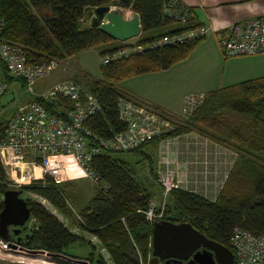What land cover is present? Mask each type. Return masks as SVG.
<instances>
[{
	"label": "trees",
	"instance_id": "1",
	"mask_svg": "<svg viewBox=\"0 0 264 264\" xmlns=\"http://www.w3.org/2000/svg\"><path fill=\"white\" fill-rule=\"evenodd\" d=\"M168 1L0 0V18L5 23L1 36L22 46L31 64L50 60L59 63L90 49H98L101 57H107L99 67L101 79L84 78L86 85L82 88L95 97L101 108L85 123L86 128L98 137L108 139L124 130L118 118V102L125 96L114 88V83L169 69L187 58L203 40L147 47L198 25L193 19L182 25L165 16L164 6ZM100 6H115L139 16L141 34L134 43L121 42V46L102 50L103 46L116 40L97 28H91L90 24L85 26L87 13ZM166 26H172V29L165 30ZM138 46L144 49L115 57L123 50ZM1 74V79L7 82L13 78L4 70ZM4 80L0 83H5ZM35 102L56 117H64L71 108L70 102L62 97L49 102L35 99ZM9 117L0 122V140L4 137ZM192 131H198L231 149L237 158L216 200L182 189L174 190L167 197L163 219L175 224L189 223L207 239L232 251L229 242L234 228L264 235V77L206 94L204 103L186 124H177L173 132L154 138L128 153H141L147 145L157 148L164 140ZM116 154L109 152L93 158L91 167L100 176L99 189L78 212L73 211L65 197L66 182L56 185L45 176L23 186V194L36 195L53 209L45 201L25 199L30 218L34 219L33 228L24 225L21 233L13 236L12 242L25 251L65 255L89 264H105L89 242L71 233L53 215L56 210L71 226L95 236L114 264H140V261L147 264L151 253L152 224L142 211L161 197L158 173L153 169L152 157L145 155L152 176L150 182L157 188L155 193L140 183L129 163L117 158ZM8 190V178L0 163V196ZM3 206L0 200V212ZM76 243L90 248V252L81 257L72 256L68 251ZM54 259L63 264H76Z\"/></svg>",
	"mask_w": 264,
	"mask_h": 264
},
{
	"label": "built area",
	"instance_id": "2",
	"mask_svg": "<svg viewBox=\"0 0 264 264\" xmlns=\"http://www.w3.org/2000/svg\"><path fill=\"white\" fill-rule=\"evenodd\" d=\"M164 14L182 25L190 23L193 19L191 9L181 0H169L164 6ZM4 28L5 23L0 18V73L4 70L11 77L22 80L25 91L33 96L27 106L18 109L9 117L4 137L0 140V161L8 168V174L14 180L13 190H21L23 186L45 176L51 178L56 185L74 181L81 176L98 184L100 176L91 167L94 157L109 152L136 151L150 140L173 132L177 124H184L205 101L206 94H186L180 117L172 118L144 107L130 98H121L118 102V118L124 125V130L113 134L111 138H100L85 126L91 116L101 111L95 97L85 92L74 81L60 82L36 94V82L54 70L58 62L50 60L42 64H31L22 46L1 36ZM212 31L214 30L211 26L197 25L147 47L155 48L204 39ZM215 34L225 59L264 53V15L247 22H236L228 31H218ZM143 49L144 47L138 46L123 50L115 57ZM5 89L6 84L0 83V96ZM57 97L70 102L71 108L65 112L64 117L49 115L41 104L35 102V99L49 102ZM163 164L165 168L157 177L161 197L158 201L150 202L148 208L142 211L145 219L151 224L164 220L168 195L180 189L167 160ZM103 189L105 190L106 186ZM200 196L206 198V195ZM29 221V228L32 229L34 219L30 218ZM90 241L93 244L99 242L95 236ZM229 245L234 255V264H264V235H254L236 227L231 233ZM97 251L103 254L105 264H114L103 247H98ZM21 252L27 255L29 262L33 264H63L44 254L32 255L19 247L12 249L8 242L0 238L2 256L13 259L12 255ZM35 255L39 258H35ZM140 264L143 263L140 261Z\"/></svg>",
	"mask_w": 264,
	"mask_h": 264
},
{
	"label": "crops",
	"instance_id": "3",
	"mask_svg": "<svg viewBox=\"0 0 264 264\" xmlns=\"http://www.w3.org/2000/svg\"><path fill=\"white\" fill-rule=\"evenodd\" d=\"M181 1L191 9L192 21L196 25L211 26L215 32H209L187 58L169 69L126 78L114 83V88L125 97L172 118L180 117L183 98L186 94H208L264 77V53L225 59L215 34L218 31H228L229 27L236 22L243 23L264 15V0ZM88 25L87 21L85 26ZM170 29L172 26L165 27V30ZM107 59L104 57V61ZM83 73L84 78L92 79L89 74L84 71ZM14 81H18L19 86L22 87V81L17 78L3 82L8 85V83L13 84ZM40 81L41 79L34 86L36 94L60 83L53 82L48 87L39 88L37 91L36 86ZM32 100L33 96L22 107L27 106ZM143 149L151 150V157L156 155L153 165L156 173L164 170L163 162L167 160L176 181L179 182L180 189L193 194L206 195V199L211 201L216 200L237 158L234 151L198 131L164 140L157 148L147 145ZM71 184L72 182H66L65 188L68 189ZM72 209L74 212L80 210ZM55 213L53 215L71 233L85 241L89 240L79 234L83 231L73 226L69 229V221L56 210Z\"/></svg>",
	"mask_w": 264,
	"mask_h": 264
},
{
	"label": "water",
	"instance_id": "4",
	"mask_svg": "<svg viewBox=\"0 0 264 264\" xmlns=\"http://www.w3.org/2000/svg\"><path fill=\"white\" fill-rule=\"evenodd\" d=\"M87 18L91 28H97L119 42L137 38L141 34L139 16L115 6L96 7L87 13ZM2 202L4 206L0 212V238L8 242L12 249H16L19 246L12 242V238L18 236L21 228L29 221L30 210L22 190L6 191L2 195ZM150 244L151 253L147 264H159L163 261L167 264H234V255L229 248L207 239L189 223L175 224L167 220L154 222ZM19 249L32 255L44 254L70 263L89 264L85 260L65 255Z\"/></svg>",
	"mask_w": 264,
	"mask_h": 264
},
{
	"label": "rangeland",
	"instance_id": "5",
	"mask_svg": "<svg viewBox=\"0 0 264 264\" xmlns=\"http://www.w3.org/2000/svg\"><path fill=\"white\" fill-rule=\"evenodd\" d=\"M135 39L136 38L130 39L123 43H134ZM121 45H123L121 44V42L115 41L110 45L103 46L102 50L111 49L114 46H121ZM101 58L104 61V57H100L98 49L85 50L70 58H67L64 61L59 62L54 70L47 73L46 76L43 79H41L40 82H38L36 86L37 87L36 90L38 91L39 88H46L53 82H63V81H74V82H77L79 85L81 84L80 85L81 87L82 86L85 87L86 83L84 80L83 71L89 74V76L94 80L101 79V75L99 71L100 63H102ZM2 75L3 74H1L0 76ZM30 97H32V95L27 93L23 87L19 86L18 81H14L13 84L8 83V85H6L5 92L3 93V95L0 96V122L3 119L11 116L18 109L22 108V106L26 103V101L29 100ZM186 122L184 124H186ZM155 152L157 153V151ZM151 154H152L151 150L142 149L141 153H130V154L129 153H117L115 156L123 160L124 162L129 163V167L132 168L136 173L137 180L143 185L151 188V190L156 193L157 188L156 186H154V184L150 182V179L152 178V176L149 174V171H148L149 164L147 163V160H145L146 159L145 155L149 156ZM155 157L152 156L151 158L154 162H155ZM0 163L8 178L9 189H12V190L15 189L14 180L9 176L8 168L5 167L1 161ZM154 171L156 172V170ZM71 182L72 184L68 186V189H64L63 191H64V194H65V197L68 203L75 210L80 209L81 207L86 205L90 201V199H92L96 195L99 189V184L95 183L94 181L90 180L89 178L85 176H81ZM24 198L26 200H31L34 202H40V200L45 201L37 196H33L32 194L31 195L26 194ZM0 200L2 201V195L0 196ZM158 200L159 198H157L154 201H158ZM47 206L49 207V205ZM29 225H30V221H27L25 224V227L28 228ZM68 228L70 229L73 227L69 224ZM27 232L28 230L24 231L22 234L23 235L27 234ZM79 234L89 239L87 242L90 243L94 251L98 253L100 258L104 261L103 254L97 251L98 247L100 248L102 247V245H100L99 242H96L95 244H93L92 241H90L92 238V235H90L87 232L83 231V232H80ZM68 252L72 256L81 257V256L87 255L90 252V248L86 246H82V244L76 243L69 249ZM14 255H12V257L14 258L11 259L8 256H2L0 254V264H26V263L28 264L29 263V260H28L29 257L25 255L23 252H21L20 254H14ZM35 256H36L35 258H39L37 255Z\"/></svg>",
	"mask_w": 264,
	"mask_h": 264
},
{
	"label": "flooded vegetation",
	"instance_id": "6",
	"mask_svg": "<svg viewBox=\"0 0 264 264\" xmlns=\"http://www.w3.org/2000/svg\"><path fill=\"white\" fill-rule=\"evenodd\" d=\"M149 259V258H148ZM166 261H163V262H159V264H167V263H165ZM168 264H173V263H171V262H169Z\"/></svg>",
	"mask_w": 264,
	"mask_h": 264
},
{
	"label": "bare ground",
	"instance_id": "7",
	"mask_svg": "<svg viewBox=\"0 0 264 264\" xmlns=\"http://www.w3.org/2000/svg\"><path fill=\"white\" fill-rule=\"evenodd\" d=\"M128 14V13H127Z\"/></svg>",
	"mask_w": 264,
	"mask_h": 264
}]
</instances>
